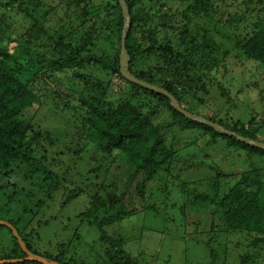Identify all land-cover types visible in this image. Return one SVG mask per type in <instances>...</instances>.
Segmentation results:
<instances>
[{
    "label": "trees",
    "instance_id": "16d2710c",
    "mask_svg": "<svg viewBox=\"0 0 264 264\" xmlns=\"http://www.w3.org/2000/svg\"><path fill=\"white\" fill-rule=\"evenodd\" d=\"M65 1L75 8L93 6L96 14L101 12L95 0ZM126 2L132 19L126 38L130 72L172 94L186 111L227 131L264 142L259 136L264 128L263 120L258 124L255 117L242 121L230 116L229 110L235 106L232 95L244 92L238 79H241L239 69L244 65L227 63L245 61L253 70L263 69L260 75H264V0ZM105 8L106 21L95 25L96 32L61 34L56 30L51 34L42 22L48 11L40 18L34 13L35 8H25L22 0H0V173L14 174L27 164L29 172L42 173L49 181L44 180L49 188L46 201L38 193L35 198L33 194L27 195L28 191L12 194L7 203L18 196L17 203L22 206L32 203L37 209L34 215H39L41 209L51 204L47 202H51L56 187L61 188L74 177L72 184H76L77 190L74 199L79 197L82 201L85 193L92 196L91 207L80 214L81 218L102 215V223L111 225L129 220L139 209H133L126 202L133 205L135 197H140L150 211L157 213L156 206L149 204L145 187L164 169L180 183L170 185L162 180L160 186L156 185L158 192L168 202H175L174 210L178 211L175 218L186 221L200 233L188 235L208 238L205 243L210 250L211 264H218L214 247L219 238H230L237 233H247L251 239L248 246L254 249L241 255L242 264H263L264 176L259 171L253 175L251 170L227 173L214 161L218 168L212 172L211 179L203 176V164L201 169H195L203 177H194L190 172L195 166L190 164L198 156L186 158L184 152L199 148L203 140L205 149L225 142L226 150L244 160L260 159V169L264 171V150L187 118L170 104L167 96L128 81L120 72L124 16L119 0L107 2ZM220 8L227 13H223L228 19L224 25L218 16ZM20 17L28 20L30 27L18 36L14 25ZM248 17L252 22L244 26L245 35L231 36L226 32L228 27L239 30ZM202 18L210 21L209 28H202L198 23ZM98 30L106 45L100 50L97 49ZM42 42L48 51L40 56L36 50ZM25 75L28 77L24 78ZM228 75H231L229 79ZM202 107L212 113L198 111ZM51 117L56 118L57 127L49 124ZM67 134L72 139L62 142L59 136L68 137ZM188 136L194 138L187 144L182 143ZM178 166L174 174L172 171ZM184 169L185 180L181 175ZM95 180L101 183L90 185ZM134 183V192L120 199L119 188ZM110 208L117 213H112ZM31 209L23 208V211L29 213ZM165 213L166 208L162 215ZM10 223L34 254L60 264H79L75 257H68L74 248V235L65 222L61 224L63 233L70 234L72 243L61 244L57 253L35 248L32 236L36 231L26 233L31 224L19 229L21 219ZM42 223L49 224L46 220L39 223L41 227ZM4 230L11 235V246L7 249L2 242L0 261L40 264L23 261L27 255L12 230L0 226V231ZM124 239H107L112 252L106 253H109V264H137L132 255L123 251L127 244ZM57 241L63 242L59 237ZM94 242L82 243V246L90 250ZM95 249L100 251L97 245Z\"/></svg>",
    "mask_w": 264,
    "mask_h": 264
},
{
    "label": "rangeland",
    "instance_id": "374dc122",
    "mask_svg": "<svg viewBox=\"0 0 264 264\" xmlns=\"http://www.w3.org/2000/svg\"><path fill=\"white\" fill-rule=\"evenodd\" d=\"M22 1L25 8H35L36 12L34 11V13L37 17L42 18L45 12L48 11L47 17L42 19V22L44 29L51 34H54L56 30L60 31L61 34L63 32L65 34H75L77 32L83 34L85 32L84 30L95 31V25H103L106 21L105 6L107 2H113V0H95L101 6L100 14H96L93 6H90L88 9H85L84 6L82 8H75L65 0ZM171 6L175 8V4ZM84 10L88 11L89 14H85ZM223 13L224 8L218 9V16L224 25L228 19L224 15H227V13ZM249 22H252L251 17H248L246 24L240 26L239 30L228 27L226 32L231 36L245 35L246 31L243 28ZM198 23L202 28H209L210 26V21L205 18L199 20ZM61 25H64V27ZM29 27V21L20 17L19 21L14 25V32L19 36ZM98 31L100 33V40L97 42V49L100 50L101 48H106V45L104 44L105 38H102V32L100 30ZM96 36H98V33H96ZM43 44L42 42L36 50L40 56L48 51ZM11 46L13 47L15 44ZM32 49L35 51L34 48ZM48 54V57L51 58L50 53ZM227 63L230 65L234 63L237 67L244 65L239 69L241 79L238 78L244 92L239 96L232 95L231 98L235 106L229 110L230 116L244 119L242 121H247L255 117V120L257 119L256 122L258 124L261 123L262 120L264 121V75H260L263 69L258 68L253 70L252 67L246 66L247 62L245 61L241 63L230 60ZM26 74L30 75V73ZM28 75L23 77L27 78ZM69 76L71 77V74ZM230 76L228 75L227 78L229 79ZM124 85L125 83L122 82V86ZM198 111L205 114L212 113L206 107L199 108ZM57 123L56 118L51 117L49 124L57 127ZM72 131L76 132V129ZM73 132H70V134ZM67 136L61 135L59 139L62 142H68L72 138L68 134ZM259 136L261 139L264 138V128L259 131ZM192 138L194 137H184L182 143L187 144L191 142ZM203 143L204 140L200 142L199 148H192L190 151L184 152L186 158H191L195 154L198 156L194 157V162L190 164V166H195L192 169L193 171L190 172L192 176H199L200 178L205 176L211 179L212 172L216 171L215 168H218L215 166L214 161L216 165L220 163L227 173L232 174V172L239 173L243 170H251L253 175L256 174V171H259L264 176V171L260 169L262 167V161L260 159L253 158L250 160L247 158V160H244V157H238L233 152L226 150L225 142H220L216 148L208 147L207 149L203 147ZM253 162L256 163V166L253 165ZM200 164H203L202 166L204 167L203 176L200 171H195V169H201ZM23 166L24 168L20 166V172L15 171L11 175L0 173V221L10 222V220L17 221L21 219V223L18 225L19 229L31 224V227L37 230L34 237L36 249L57 253L59 251L58 246L61 244H71L72 242H69L70 234L63 233L64 229L61 226L62 222H65V224L69 225L71 233L74 235L72 239L74 241L72 244L74 248L72 247L73 249L68 257H75L79 264L111 263L109 262L110 257H108L111 250L108 249L110 246H108L107 240L110 238H115L118 241L125 238L126 240H124L125 242L127 241V244L123 248V251L128 255H132L134 262L137 264H211L210 250L205 243L208 238L204 235H199L201 239L188 235L200 233L191 229L186 221L175 218L178 215V211L174 210L173 206L175 202H168L158 192L156 185L160 186L162 180H166L170 185H178L180 183V180L170 178L167 175L168 172L166 173L164 169L151 182L149 181L145 187L146 194L150 197L149 204L156 206L157 213L150 211L148 204L144 205L145 202L140 197H135L133 199V205H130V201H126L133 209L139 208L129 220L105 225L102 223L104 218L102 215L85 220L81 218L80 214L91 207L92 196L90 193H85L83 194L82 201L77 199L79 197L74 199V196H77V193H75L77 190L74 188L76 184H72L73 179H75L74 177L69 181L70 183H64L61 188L56 187L57 189L50 200L51 202H47L51 204L44 207V210L41 209L40 212L42 213L39 215H34L37 209L33 207L32 203H28L25 205L26 207L17 203L18 196H14L13 202L8 204V197L12 194L16 193L19 195L27 193L28 191L27 195L33 194L35 198L38 197L36 196L38 193V195H42L41 199L46 201L49 188L47 186L48 183L45 184L44 180L47 179L42 173H37L36 171L35 173L29 172L27 164H23ZM180 166L172 172L175 174ZM63 170L65 171V168ZM185 171L186 169L182 170L181 174L183 180L187 176ZM97 183H101V180H95L90 185L96 186ZM97 188L101 189L100 187ZM134 188L135 183L129 187L127 184L122 185L117 195L122 199L124 194L126 195L130 191L134 192ZM72 189L73 191H70ZM67 193L70 194L67 195ZM27 195L26 199H28ZM105 200L107 201L108 198ZM124 205L126 204L124 203ZM23 208L32 209L31 212L24 213ZM165 208L167 209V213L162 215V211ZM110 209H112V213H117L115 209ZM46 220L49 224L42 223L43 226L41 227L39 223L46 222ZM27 232H30V230L27 229ZM57 237L63 242L59 243ZM219 240L218 244L214 247L218 255V264H242L241 255L254 251L253 248L248 246L251 239L247 233H237V235L231 236L230 238L220 237ZM92 241L95 242L90 250L82 246V243L91 245ZM2 242H4V247L7 249L11 246V235L7 230L0 231V250L3 248ZM96 245L99 246L100 251H96ZM107 252L109 253L106 255Z\"/></svg>",
    "mask_w": 264,
    "mask_h": 264
},
{
    "label": "water",
    "instance_id": "95a60500",
    "mask_svg": "<svg viewBox=\"0 0 264 264\" xmlns=\"http://www.w3.org/2000/svg\"><path fill=\"white\" fill-rule=\"evenodd\" d=\"M119 4H120V7L122 9V13H123V16H124V29H123V33H122V51H121V54H120V72L121 74L130 82L132 83H135V84H138L144 88H147V89H150L156 93H159V94H163L165 96H167L170 101H171V105L177 110L179 111L180 113H182L184 116H186L187 118L191 119V120H194V121H197V122H200V123H203V124H206L208 126H211L213 127L214 129H216L217 131L219 132H222V133H225V134H229L235 138H237L238 140L248 144V145H251V146H254V147H257L259 149H262L264 150V142H260V141H255V140H252L250 138H246V137H242L236 133H233V132H229L223 128H221L219 125L201 117V116H198L196 114H192L188 111H186L185 109H183L179 103H178V100L170 93H168L166 90H164L163 88L161 87H158V86H155V85H152V84H149L147 82H144L140 79H138L136 76H134L131 72H130V56L128 54V51L126 49V38H127V33L128 31L130 30L131 28V23H132V19H131V14H130V10H129V7L127 5V2L126 0H119ZM0 225H5L7 227H9L14 236L17 237V239L19 240V243L20 245L22 246V248L25 250L28 258L27 260L29 261H36V262H39L41 264H60L58 262H55V261H49L47 260L46 258L42 257V256H38V255H34L33 253H31L30 251L26 250L25 248V245H24V242L21 240L19 234H18V231L8 222L6 221H0ZM3 262H0V264H2ZM264 264V263H263Z\"/></svg>",
    "mask_w": 264,
    "mask_h": 264
},
{
    "label": "clouds",
    "instance_id": "9594fccd",
    "mask_svg": "<svg viewBox=\"0 0 264 264\" xmlns=\"http://www.w3.org/2000/svg\"><path fill=\"white\" fill-rule=\"evenodd\" d=\"M246 128H247V126H246ZM229 132H231V131H229ZM233 133H235V132H233ZM237 134V133H236ZM238 135H240V134H238ZM240 136H242V135H240ZM242 137H244V136H242ZM247 138V137H246ZM253 140V139H252ZM255 141H258V140H255ZM260 142H262V141H260ZM8 223H10V222H8ZM11 225H12V223H10ZM0 226H5V225H0ZM17 231H18V234H19V236H20V238H21V240L24 242V245H25V248H26V250H28L29 251V249H28V247H27V244H26V242L24 241V239L21 237V235H20V232H19V230L14 226V225H12ZM7 227V226H6ZM9 228V227H8ZM21 229H23V228H21ZM28 230H30V232H27L26 231V233H28V234H30L33 230H35L36 231V233H37V230L36 229H34V228H32L31 226L30 227H28L27 228ZM36 233L32 236V239L34 240V237H35V235H36ZM14 235V234H13ZM15 238L17 239V237L15 236ZM17 241H18V243H19V240L17 239ZM19 246L21 247V249L25 252V250L22 248V246L20 245V243H19ZM31 252V251H30ZM26 253V252H25ZM31 253H33V252H31ZM34 254V253H33ZM27 255V254H26ZM34 255H37V254H34ZM39 256V255H38ZM43 257V256H42ZM27 258H28V256H26V258H24L23 259V261H27V262H36V261H29V260H27ZM45 258V257H44ZM47 259V258H46ZM48 260V259H47ZM8 261V260H7ZM49 261H51V260H49ZM0 262H2V261H0ZM8 262H17V260H9ZM55 262H57V261H55ZM5 263V261H3V264ZM39 263V262H38ZM59 263V262H58ZM41 264V263H40Z\"/></svg>",
    "mask_w": 264,
    "mask_h": 264
}]
</instances>
